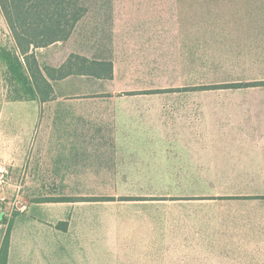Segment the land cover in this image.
Segmentation results:
<instances>
[{
  "label": "crops",
  "instance_id": "0c3cea01",
  "mask_svg": "<svg viewBox=\"0 0 264 264\" xmlns=\"http://www.w3.org/2000/svg\"><path fill=\"white\" fill-rule=\"evenodd\" d=\"M85 7L66 40L34 49L41 67L57 69L79 55L118 69L119 62L159 60L152 55L163 53L162 40L189 45V52H177L192 53L193 41L182 39L264 37V0H104ZM78 76L94 77L50 80L52 95L39 100L48 104L40 122L17 128L15 140L37 150L43 165L56 158L51 150L63 161L79 159L80 151L95 150L103 132L91 110L77 104L95 95L58 91ZM229 130L211 144L174 152L197 160L204 173L174 175L173 181L212 182L215 188L171 191L168 204L77 205L44 200L43 190L36 192L41 200L26 201L27 187L17 190L14 205L0 208V257L8 230L5 264H264V121ZM45 176L31 174L26 181ZM85 176L63 172L52 179Z\"/></svg>",
  "mask_w": 264,
  "mask_h": 264
},
{
  "label": "rangeland",
  "instance_id": "374dc122",
  "mask_svg": "<svg viewBox=\"0 0 264 264\" xmlns=\"http://www.w3.org/2000/svg\"><path fill=\"white\" fill-rule=\"evenodd\" d=\"M103 1L82 3L94 8ZM171 40H162L163 53L152 55L159 58L155 62H119L110 78L78 76L59 86L61 93L97 97L77 104L83 112L91 110L103 132L96 135L95 150L80 151L79 159L63 161L58 151H47L56 157L49 165L40 163L37 150L15 140L17 128L38 124L48 104L11 100L13 86L0 57V164L5 171L0 208L14 205L17 190L25 187L26 201L41 200L36 192L39 196L43 190L44 200L98 206L168 204L171 191L215 188L212 182L173 181L174 175L204 173L197 160L177 158L174 152L200 148L229 129L264 121V37L182 39L193 41L192 53H185L189 45L172 47ZM2 48L13 51L14 41L0 11ZM63 172L90 180L52 179ZM31 174L48 180L26 181Z\"/></svg>",
  "mask_w": 264,
  "mask_h": 264
},
{
  "label": "trees",
  "instance_id": "16d2710c",
  "mask_svg": "<svg viewBox=\"0 0 264 264\" xmlns=\"http://www.w3.org/2000/svg\"><path fill=\"white\" fill-rule=\"evenodd\" d=\"M0 11L14 41L13 51L0 49V57L7 65L9 83L13 86L9 94L11 100H47L53 93L50 80L69 75L112 76L111 63L71 55L67 65L54 69L41 67L34 53L35 48L69 37L86 12L82 0H0ZM86 63H90L88 68L71 67ZM7 239L8 230L4 236L0 264H5Z\"/></svg>",
  "mask_w": 264,
  "mask_h": 264
},
{
  "label": "built area",
  "instance_id": "2783aa9c",
  "mask_svg": "<svg viewBox=\"0 0 264 264\" xmlns=\"http://www.w3.org/2000/svg\"><path fill=\"white\" fill-rule=\"evenodd\" d=\"M4 179H5V171L2 165L0 164V181H3Z\"/></svg>",
  "mask_w": 264,
  "mask_h": 264
}]
</instances>
